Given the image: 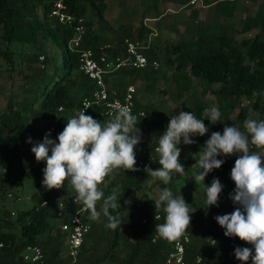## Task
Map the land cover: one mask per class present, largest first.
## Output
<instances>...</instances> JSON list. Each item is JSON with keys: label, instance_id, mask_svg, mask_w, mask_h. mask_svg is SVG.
Segmentation results:
<instances>
[{"label": "trees", "instance_id": "obj_1", "mask_svg": "<svg viewBox=\"0 0 264 264\" xmlns=\"http://www.w3.org/2000/svg\"><path fill=\"white\" fill-rule=\"evenodd\" d=\"M57 1H61L64 9L75 17L76 23L79 18L83 19L82 22L77 23L84 26L79 47L69 46L75 31L74 26L61 23L56 17L50 15ZM203 1L207 4L209 0ZM235 4L236 0L217 1L215 15H231ZM106 7L107 0H0V57L9 63L12 62L14 51L9 45L13 42L16 45L28 44L41 50L43 39H45L61 50L55 72L48 78H43L41 84L21 100L7 101L4 110L0 113V190L10 180L6 171L13 168L16 158L21 153L34 154L32 148L42 143L45 135L49 133V138L58 142L60 130L66 125L74 107L82 96L93 89L94 83L78 71L81 49L91 48L99 52L101 47L108 45L106 52L117 53L121 50L125 37L144 39L150 32L141 24L134 35L128 27L121 28V32L113 38L102 35V27L106 26L104 18ZM231 30L242 34L252 30L256 32L251 37H242L238 40L233 33H230ZM165 47L161 62L167 67L174 66L176 73L173 78L178 83L181 78L185 79L186 82L181 85L182 90L190 87L187 85L189 76L199 79L203 95L212 86L217 85L218 89L214 93L217 108L225 119L234 109H238L237 119L242 131H244V120L249 109L252 111V119L264 120V5L259 7L253 15L246 14L238 30L232 23L223 24L220 21L206 25L197 23L190 27L188 39L169 42ZM156 51L147 48L146 54L149 59L156 58L160 62ZM41 55H43L41 51H32L27 59L33 62L38 61ZM48 61L49 58L44 56L41 61L43 67L37 68L39 73L45 72ZM156 73L157 70L153 69L120 70L117 72L118 78L112 85L123 91L128 84L135 83L140 78L153 86L158 78ZM126 76H130V79L126 80ZM242 100H246L247 105H242ZM60 106L63 107L62 111L58 110ZM137 106L143 109L146 115L136 117L137 124L134 132L141 135V142L136 149L140 155L136 157V160L146 158V152L153 151L157 140V136L149 135L147 114L151 110L150 107L140 106L139 103ZM205 108L201 102H195L194 114L198 119L205 118L202 115ZM99 111L100 109L94 106L86 115H91L102 122ZM38 120L43 121V126L32 130L31 125ZM204 123L206 126L212 124L208 119H205ZM30 133L33 135V140L29 143L28 150L24 151L23 146ZM151 139L154 142L153 145L148 143ZM237 158L238 156L232 155L228 160H224L222 170H212L202 183L210 186L214 178H219L223 188L229 184H235L231 179V170ZM158 161L159 156H156L151 167L153 170L161 167ZM115 171L116 176L104 185L106 177L100 188L107 197L112 194V188L119 185L120 189L116 192L120 202L131 190L140 189L142 181L151 177L146 171L138 173H126L121 169ZM42 174L44 177V172ZM37 188V191L32 194L35 203L30 208L18 212L14 219L10 218L7 210L0 211V264H67L70 262L61 258L64 240L63 235L53 226V204H41L45 200L49 202L62 194H69L71 187L65 181L64 187L49 190L42 181ZM184 199L188 207L192 206L196 209L194 214L190 213L191 226L186 230L190 236V242L186 247L187 262L200 255L207 264H253L251 257L247 262H242L235 256L237 247L251 248L254 256L252 244L235 237L237 245L232 248L228 244L230 237L219 231V223L215 217L234 211L227 206V195L221 192V204L212 206H208L207 202L193 200L187 193L184 194ZM96 208L103 213V199L97 202ZM200 208L206 211L208 225L198 212ZM110 211L112 215L119 218L121 226L124 224L128 228L127 235L121 226L115 230L106 227L109 221L107 216L102 214L104 223L91 222L90 231L85 237L81 250L71 264H103L106 261L115 264H160L174 242L162 239L160 236L152 241L156 234V225L165 222L163 207L156 212L155 203L143 201L138 206L121 203L116 210ZM88 213H90L89 210ZM157 214L158 220L155 218ZM209 234L216 237L214 244L207 239ZM31 245L40 247L41 261L32 263L23 260V250ZM117 247H121V255L117 252Z\"/></svg>", "mask_w": 264, "mask_h": 264}, {"label": "clouds", "instance_id": "obj_2", "mask_svg": "<svg viewBox=\"0 0 264 264\" xmlns=\"http://www.w3.org/2000/svg\"><path fill=\"white\" fill-rule=\"evenodd\" d=\"M89 107L85 102L78 116L67 119L65 128L58 135V142L49 138L50 133L46 134L43 142L35 145L32 152L38 162L46 161L43 184L49 190L60 189L65 181H69L76 193L75 203L89 210L92 220L99 218L96 205L103 199V214L109 221L106 227L115 230L121 222L110 210H116L120 201L116 190L105 197L100 185L116 169L137 170L135 146L141 142V135L134 132L137 118L129 108L119 107L110 121L102 123L85 114ZM202 115L205 118L198 119L193 112L181 110L171 116L155 149L161 167L153 170L146 166L144 170L149 176L167 185L173 175L183 174L185 167L180 162L181 148L178 145L182 140L190 145L195 143L191 137L206 134L205 119L212 124L222 121L221 112L216 107L205 108ZM244 129L241 131L235 126L225 125L223 133L212 132L197 161L202 171L194 179L198 184L205 181L209 172L220 168L224 160L218 156H238L231 170V179L236 186L231 199L239 207L215 219L226 229V236L238 237L254 246V256L251 248L237 247L235 256L238 260L247 262L251 257L253 264H264V120H245ZM28 142L31 143V138ZM250 145L260 151H251ZM222 190L219 178H214L211 185H207L208 206L218 205ZM154 202L156 212L163 207L165 213V222L157 224L155 232L168 241L183 236L191 226V212L184 197H175L171 190L165 189ZM156 219L159 216L156 215Z\"/></svg>", "mask_w": 264, "mask_h": 264}, {"label": "rangeland", "instance_id": "obj_3", "mask_svg": "<svg viewBox=\"0 0 264 264\" xmlns=\"http://www.w3.org/2000/svg\"><path fill=\"white\" fill-rule=\"evenodd\" d=\"M187 1L190 3V0ZM196 1L197 2L195 4L201 3V0ZM137 2L138 4H136ZM156 2L157 0H107V8L104 14L106 26H103L102 30L100 29L102 31V35L110 38L115 37L121 32V28H125L124 25L120 24L121 21L126 22V24H130L131 27L134 25V27L137 28L140 26V22H147V24L156 30V32H154L155 35H150V38L158 46L156 54L157 58L161 62L163 60L164 50L166 49L164 39L168 38L175 41L178 38H187L188 36L183 32L182 26L178 27L179 24L177 25V22L180 19L178 16L174 18L173 21L170 19L172 22L170 23L172 25L170 30L165 29L166 26H161L160 28L157 27L160 25V23L158 25L157 22H161L162 19L156 21V24L154 21H147V19L144 20V18L142 19L143 12L146 8H149L150 5ZM174 2L177 5V1L175 0ZM263 5V0H236L233 13L231 15L221 17L220 20L223 23H232L236 30H238L241 28L246 14L253 15L257 9ZM212 15L213 7H209L206 14H204L201 19L203 22L211 21ZM172 29H177L178 32H175ZM255 32L256 30H252L248 33L242 34L239 32H233L232 30L230 31V33H233L238 40L245 36L251 37ZM9 46L13 48L14 51L12 55V62L9 63L3 57H0V113L4 110L7 101L21 100L23 97L29 95L38 85H40L43 78H48L51 74H53L61 57V50L45 39H43L41 50L35 49L28 44L16 45L15 42L11 43ZM32 51H41V54L49 58L43 74L37 71V68L41 67L42 64L39 57L38 61L34 62L27 59V57L32 54ZM175 73L176 71L174 66L167 67L161 62L160 68L156 73L158 78L153 86L150 85V82L147 81V84L144 79L140 78H138L139 80L137 79V82L135 83L137 87L136 98L141 100V102H137L140 106H149L151 109L147 114V117L149 118V135L151 137L157 136V140L155 142L157 145L159 136L163 135L166 131L171 116L178 114L181 110L194 113L196 101L201 102V104L208 109L212 107L217 108V101L214 94L218 89L217 85L212 86V88L203 95L201 94L202 87L199 79L189 76V82L187 85L190 87H185L182 90L181 85L186 81L184 78H181L180 83H178L173 78ZM116 78H118V75H115V77L112 76L109 79V82L114 83ZM242 105H247L246 100H242ZM237 117L238 109H234L229 114L227 119L221 115L222 121H218L216 124H210L207 126L208 132L203 136L197 135L191 137L195 143L186 145L182 140L178 147L181 148L180 162L185 167L183 174L173 175L172 180L167 185H165L158 178L151 176L150 178L142 181L140 189L131 190L127 196L123 197L120 204L123 203L131 206L136 205L137 203L141 204L143 201L155 203L154 199L158 198L160 193L165 189L171 190L175 197H179L181 195L184 197V194L187 193L193 198V200L206 203L207 184L202 183V181L197 184L194 179V176L198 175L202 171L197 161L203 154L205 142L210 138L212 132L218 131L223 133L225 125L235 126L240 129V122ZM245 120H252L251 109H249ZM102 122L106 123L105 121ZM31 126L32 130L41 128L43 126V121L38 120ZM29 138H31V141L33 140L32 133H30L27 137V142L23 146L24 151L28 150ZM135 152L136 157H138L140 152ZM157 156H159V154ZM45 168L46 161L38 162L35 158V154H25V152L21 153V155L16 158V163L13 168L6 171L10 180L6 182L5 187L0 190V211L2 209L7 210L10 214V218L14 219L18 212L30 208L35 203V200L32 198V194L37 191L38 184H41L43 181L44 177L42 176V172H44L43 170ZM115 176L116 171L114 170L107 177L104 185H107ZM119 189L120 186L116 185L112 188V192L113 190L117 191ZM222 192L226 195V187L223 188ZM218 204H221L220 196ZM221 207L224 206L221 205ZM189 209L193 214L196 212V209L192 206H189ZM198 212L204 217L205 224L208 225L209 221L205 209L200 208ZM102 214L103 213L100 212L99 218L96 220L91 219V222L103 224L104 217ZM121 228L125 231V235H127L129 232L128 228L124 224ZM219 231L225 235L226 229L219 225ZM116 250L120 255L122 254L121 247H117ZM253 253L255 254V249L253 250ZM60 254L61 258H65V250H63ZM103 264L115 263L106 261Z\"/></svg>", "mask_w": 264, "mask_h": 264}, {"label": "built area", "instance_id": "obj_4", "mask_svg": "<svg viewBox=\"0 0 264 264\" xmlns=\"http://www.w3.org/2000/svg\"><path fill=\"white\" fill-rule=\"evenodd\" d=\"M196 0H190V3H195ZM264 2V0H263ZM51 16L58 19L59 22L64 23L68 26H74L75 31L73 37L69 42L70 47H79L82 34L84 32V26L82 24H77L82 22L83 19L79 18L76 23L75 17L64 9L61 1L54 3L52 10L50 12ZM109 48L105 45L100 48L99 52H95L91 48H83L80 52L78 71L87 76L94 83L93 89L87 94L81 97L79 103L74 107L72 117H76L83 110L84 103L87 102L91 107L85 110V114L92 107H98L99 117L102 121L108 122L113 118L115 111L119 107H127L130 109L131 113L136 117H145V111L138 108L136 92L137 88L134 84H128L125 90L120 91L113 87V83L109 82V79L117 74L120 70L133 69V70H145L153 69L158 70L160 68V62L156 58L149 59L146 54V49L148 48L147 43L144 39L125 37L123 39L121 50L117 53L106 52L105 49ZM42 61L44 56H39ZM43 67V65H41ZM59 111L63 110V107L58 108ZM66 126V125H65ZM65 126L60 130L63 131ZM245 131V129H244ZM149 145H153V140L148 141ZM139 144L135 146V151ZM158 145H154L152 152H146V158L137 159V170H123L122 172H132L138 173L145 171V167H152L156 156L158 153L155 151ZM251 151H260L255 148V146L250 145ZM150 151V150H149ZM232 156V155H231ZM231 156H218V159L228 160ZM218 171L222 170V165L220 168L216 169ZM70 185V182L67 181ZM235 184H229L226 186L227 189V202L228 207L231 209H236L239 207L238 204L234 203L231 199V195L234 193ZM76 193L71 187L69 194H62L51 201H43L41 205L47 203L53 204V226L63 235V248L65 250V259L71 264L76 260L78 253L81 250L82 244L84 243L85 237L91 228V219L89 218L90 213L88 210L75 203ZM137 206L139 203L136 204ZM157 216H159L157 214ZM156 218V215H155ZM158 233H156L152 241L158 238ZM207 239L211 244L216 242V237L209 234ZM190 242V236L187 232L183 236L175 240L171 248L165 253V257L160 264H207L205 259L197 255L190 262L186 259V247ZM229 246L232 248L236 247V238L230 237L228 241ZM1 245V244H0ZM23 260L28 262H39L42 259V252L40 247L36 245L27 246L22 252Z\"/></svg>", "mask_w": 264, "mask_h": 264}, {"label": "crops", "instance_id": "obj_5", "mask_svg": "<svg viewBox=\"0 0 264 264\" xmlns=\"http://www.w3.org/2000/svg\"><path fill=\"white\" fill-rule=\"evenodd\" d=\"M174 1L175 0H157L156 3H153L152 5H150L149 8H146V10L143 12L142 19L144 18V20L147 19V21H154L155 24H156V21H158L159 19H162L161 22H157L158 25L160 23V25L157 27L160 28L161 26H166L165 29L170 30V27H172V25L170 24V23H172L171 21H173V19L178 16L180 19L178 20L177 25L179 24L178 27L179 26L183 27V32L188 37L187 38H178L176 40H181V39L186 40L190 37V27L191 26H195L197 23L202 24V25H206L209 23H213L214 21L222 22L220 20V18L224 17V16H216L215 15V11H214L215 10V4L219 0H209L207 4L203 0H201L200 4H195L197 2L196 1L195 3H193L195 5L190 4L187 0H176L177 1V5H176V3ZM136 4H138V2ZM209 7H213L212 20L203 22V20L201 18L203 17L204 14H206L207 9ZM170 19H171V21H170ZM140 23L143 24L146 28H148L150 30L148 35H146L144 38L145 42L147 43L148 49L157 50L158 46L150 38V35H155L154 32H156V30L153 27H151L149 24H147V22L143 21ZM140 23H139V25H141ZM120 24L131 29L130 31L133 35L136 34L137 30L140 27V26L138 28L134 27L133 24H131V25H133L131 27L130 24H126V22H122V21ZM223 24H229V23H223ZM175 25H176V23H175ZM172 30H174L175 32H178L177 29H172ZM245 37H249V36H245ZM164 41L166 44L169 42H175V41H172L168 38L164 39ZM116 75H118V74H116ZM125 79H127V80L130 79V76H126ZM135 83H131V84L135 85ZM137 101L141 102V100L139 98L137 99Z\"/></svg>", "mask_w": 264, "mask_h": 264}]
</instances>
